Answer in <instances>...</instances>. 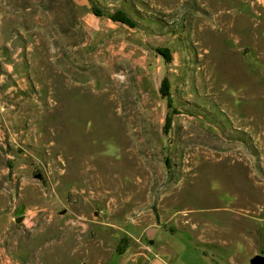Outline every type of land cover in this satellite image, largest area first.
I'll return each mask as SVG.
<instances>
[{"label":"rangeland","instance_id":"1","mask_svg":"<svg viewBox=\"0 0 264 264\" xmlns=\"http://www.w3.org/2000/svg\"><path fill=\"white\" fill-rule=\"evenodd\" d=\"M90 2L0 0V251L264 257V0Z\"/></svg>","mask_w":264,"mask_h":264},{"label":"water","instance_id":"2","mask_svg":"<svg viewBox=\"0 0 264 264\" xmlns=\"http://www.w3.org/2000/svg\"><path fill=\"white\" fill-rule=\"evenodd\" d=\"M70 1L80 7H86L89 9L92 8V4L90 0H70ZM252 264H264V257L263 256L254 257L252 260Z\"/></svg>","mask_w":264,"mask_h":264},{"label":"trees","instance_id":"3","mask_svg":"<svg viewBox=\"0 0 264 264\" xmlns=\"http://www.w3.org/2000/svg\"><path fill=\"white\" fill-rule=\"evenodd\" d=\"M94 12H96L97 14H100L101 12L95 8H93ZM110 18H112L115 21H120L122 23H125L127 25L130 26H134V22L131 20V18L123 11H119L117 12L116 15H111Z\"/></svg>","mask_w":264,"mask_h":264},{"label":"built area","instance_id":"4","mask_svg":"<svg viewBox=\"0 0 264 264\" xmlns=\"http://www.w3.org/2000/svg\"><path fill=\"white\" fill-rule=\"evenodd\" d=\"M0 264H17L14 259L5 251H0Z\"/></svg>","mask_w":264,"mask_h":264}]
</instances>
